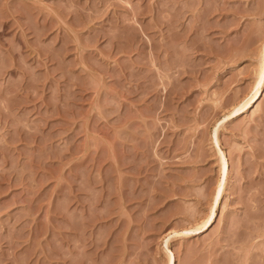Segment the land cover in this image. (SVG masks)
Segmentation results:
<instances>
[{
    "label": "rangeland",
    "instance_id": "1",
    "mask_svg": "<svg viewBox=\"0 0 264 264\" xmlns=\"http://www.w3.org/2000/svg\"><path fill=\"white\" fill-rule=\"evenodd\" d=\"M262 42L264 0H0V264H165L207 214L216 126L214 221L168 247L264 264V79L224 119Z\"/></svg>",
    "mask_w": 264,
    "mask_h": 264
},
{
    "label": "bare ground",
    "instance_id": "2",
    "mask_svg": "<svg viewBox=\"0 0 264 264\" xmlns=\"http://www.w3.org/2000/svg\"><path fill=\"white\" fill-rule=\"evenodd\" d=\"M258 56L259 59L257 60L258 62L255 70V80L251 88V94L249 96H247L248 95L247 94L246 95L247 97L244 100H241V102L238 105L234 106L232 110L224 117V119L237 115L238 113L252 106L259 99L261 95L260 86L264 79V42H262L261 44ZM224 119H222L221 121H223ZM219 123L217 125H219ZM216 131H217V126L215 127L213 133L214 134L213 143L216 147L219 178L216 183L214 192L212 194L207 214L198 223H195L194 225L184 228L179 232L169 233L164 237L163 239L164 244L162 245H164L163 249L165 250V264H175L174 255L168 247V242L171 239L172 235L180 236V237H189L208 229L211 223L214 221L215 210L221 201L223 188L225 186L226 176L229 169L228 161L218 145Z\"/></svg>",
    "mask_w": 264,
    "mask_h": 264
}]
</instances>
